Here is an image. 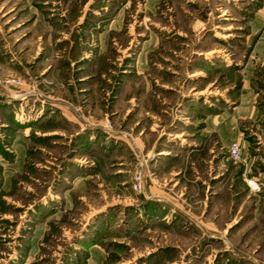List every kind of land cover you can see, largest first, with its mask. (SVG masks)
Returning <instances> with one entry per match:
<instances>
[{
    "label": "rangeland",
    "instance_id": "374dc122",
    "mask_svg": "<svg viewBox=\"0 0 264 264\" xmlns=\"http://www.w3.org/2000/svg\"><path fill=\"white\" fill-rule=\"evenodd\" d=\"M0 264H264V0H0Z\"/></svg>",
    "mask_w": 264,
    "mask_h": 264
},
{
    "label": "crops",
    "instance_id": "0c3cea01",
    "mask_svg": "<svg viewBox=\"0 0 264 264\" xmlns=\"http://www.w3.org/2000/svg\"><path fill=\"white\" fill-rule=\"evenodd\" d=\"M143 131V130H142ZM141 131V132H142ZM140 132V133H141ZM182 134V133H181ZM91 137H93V136H91ZM141 143H142V145L144 144V140H143V137H142V139H141ZM155 149V148H154ZM166 150L165 149H161V150H157V151H155V152H157V153H154V155H163V153H165V155H168L166 152H165ZM188 155H190V153L188 154ZM183 157L184 158H186V157H188V156H186V154H184L183 155ZM163 163H164V161L162 160V158L159 156L157 159L155 158V160L153 161V166H154V168H157V169H161V170H171V171H169L168 172V174L169 175H172V171H174L173 169L175 168V167H170L169 166V164L167 163V164H165V166L163 165ZM167 165V166H166ZM163 168H165V169H163ZM176 173V172H175ZM153 180V179H152ZM155 180V184H153L152 186H150L149 187V189H147V194H149V193H153V195H155L154 196V199L155 200H159V201H162L163 203H161V204H159V207L161 206L163 209L165 208V209H167V208H170L171 209V207H170V202L169 201H171V197L172 196H170V194H167V193H165V190L163 189V185L162 184H158L157 183V181H158V179H154ZM147 194L145 193V195L143 196V197H145V198H147ZM149 206L151 205V207H153V203L151 202V204H148ZM148 206V207H149ZM156 207V206H155ZM167 207V208H166ZM167 212H168V209H167Z\"/></svg>",
    "mask_w": 264,
    "mask_h": 264
},
{
    "label": "built area",
    "instance_id": "2783aa9c",
    "mask_svg": "<svg viewBox=\"0 0 264 264\" xmlns=\"http://www.w3.org/2000/svg\"><path fill=\"white\" fill-rule=\"evenodd\" d=\"M10 82H20L19 79H10ZM230 155L231 158L234 160H240L242 158V148L239 141H234L231 143L230 146ZM142 180H143V173L142 171H138L135 174V188L142 189Z\"/></svg>",
    "mask_w": 264,
    "mask_h": 264
}]
</instances>
